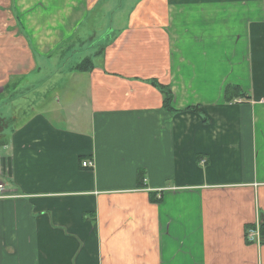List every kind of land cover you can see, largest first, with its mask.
Wrapping results in <instances>:
<instances>
[{"label": "crops", "instance_id": "0c3cea01", "mask_svg": "<svg viewBox=\"0 0 264 264\" xmlns=\"http://www.w3.org/2000/svg\"><path fill=\"white\" fill-rule=\"evenodd\" d=\"M1 105L0 264H264V0H0Z\"/></svg>", "mask_w": 264, "mask_h": 264}, {"label": "trees", "instance_id": "16d2710c", "mask_svg": "<svg viewBox=\"0 0 264 264\" xmlns=\"http://www.w3.org/2000/svg\"><path fill=\"white\" fill-rule=\"evenodd\" d=\"M90 60L85 58L83 59L80 63H78L77 68L81 69V70H87L90 66ZM151 85H153L154 87H156L159 92L162 94V106L165 110L168 111H174L175 109L172 107L171 104V93L169 90L168 86H164L163 84H160L156 79H151L150 80ZM224 97L226 98L227 101H232L233 98L235 97H243L242 92L237 88V86H233V85H227L224 91ZM144 175L142 170H139L137 172V185H142V176ZM259 233H260V238L261 241L260 243H264V214L260 215V221H259ZM253 225H246V230L250 227H252ZM245 230V231H246Z\"/></svg>", "mask_w": 264, "mask_h": 264}, {"label": "built area", "instance_id": "2783aa9c", "mask_svg": "<svg viewBox=\"0 0 264 264\" xmlns=\"http://www.w3.org/2000/svg\"><path fill=\"white\" fill-rule=\"evenodd\" d=\"M82 166H91L92 163L91 162H86V161H82ZM6 194V185L4 184V181L2 179V173L0 172V199L5 197ZM259 222H256L254 224H252L253 226L248 228L245 231V239L249 242H256V243H260L261 238H260V233H259Z\"/></svg>", "mask_w": 264, "mask_h": 264}, {"label": "rangeland", "instance_id": "374dc122", "mask_svg": "<svg viewBox=\"0 0 264 264\" xmlns=\"http://www.w3.org/2000/svg\"><path fill=\"white\" fill-rule=\"evenodd\" d=\"M236 1H241V0H236ZM252 1H253V2H254V1H258V2H259L260 0H252ZM176 4H177V3H176ZM178 4H179V3H178ZM237 5H238V4H237ZM237 5H236V6H237ZM183 6H184V7H187L185 4H183ZM193 6H195V5H191L192 8H194ZM238 7H240V6H237V9H238ZM109 8H110V6H109V4H108V5L105 6V8L102 9V11H105L106 9H109ZM189 9L191 10V8H189ZM194 9H195V8H194ZM94 14H95V13H94ZM93 18H94V17H93ZM109 18H110V16H108V17H107V20H106V21H107V23H106L107 26H108L109 23H110V22H109ZM92 42H93V43H96V41H92ZM111 42H112V41H108V43H111ZM129 44H130V40L126 41V44H125L124 46L126 47V46H128ZM114 53H115V52H114ZM89 66H90V65H89ZM91 67H92V66H90L89 68H91ZM100 75H103V76H104L105 74H103V73H99V76H100ZM120 77H121V76H120ZM18 104H20V103H18V102L15 103L13 108H17L16 110H18V106H20V105H18ZM1 106H2V108L0 109V112H1V113L5 112V108H6V111H7V108H8V107H9V112H12V109H11L12 106H7V105H6V107L3 106V105H1Z\"/></svg>", "mask_w": 264, "mask_h": 264}]
</instances>
